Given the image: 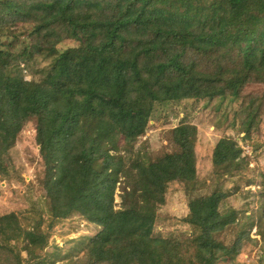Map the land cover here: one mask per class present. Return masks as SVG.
Listing matches in <instances>:
<instances>
[{"label": "trees", "instance_id": "obj_1", "mask_svg": "<svg viewBox=\"0 0 264 264\" xmlns=\"http://www.w3.org/2000/svg\"><path fill=\"white\" fill-rule=\"evenodd\" d=\"M12 25L24 28L30 44L16 57L4 45L14 37L0 32V155L33 120L46 154L66 148L78 131L88 137L82 166L57 176L47 171L43 181L51 226L78 213L101 227L87 264H239L247 244L261 246L264 264V182L250 214L222 209L229 191L219 171L241 157L237 140L217 141L218 174L210 183L198 175L197 125L171 129L173 149L155 158L138 146L161 101L218 98L227 116L236 108L239 131L250 134L260 124L264 92L243 95L248 85L264 84V0H0V29ZM67 40L79 45L44 69L41 81L26 79L21 63ZM173 182L189 198L188 238L155 235ZM42 220L37 230L49 238ZM254 227L260 239L252 237ZM229 229L235 238L218 240ZM23 231L14 212L1 217L0 264H23L10 245Z\"/></svg>", "mask_w": 264, "mask_h": 264}, {"label": "rangeland", "instance_id": "obj_2", "mask_svg": "<svg viewBox=\"0 0 264 264\" xmlns=\"http://www.w3.org/2000/svg\"><path fill=\"white\" fill-rule=\"evenodd\" d=\"M0 32L12 35L14 39L6 40L14 56L25 52L27 43L24 28L19 25L2 27ZM79 45L77 40L64 41L53 50L43 49L28 57L21 63L27 80L39 82L42 80L43 70L51 69L58 61L59 55L70 48ZM30 54V53H29ZM77 71L72 70L67 82L73 81ZM264 84L255 83L246 87L243 96L261 94ZM243 100V99H242ZM232 105L238 106L241 101L234 100ZM230 104V105H231ZM218 98L205 102L199 99L169 100L157 102L147 131L139 138L138 146L146 145V152L151 158L157 157L163 151H171L173 145L168 136L171 129L182 124L197 125L199 130L196 144L197 168L199 179L212 182L214 173L218 174L212 161L213 150L217 141L223 137L237 140L243 149L239 159L226 163L219 171L229 195L223 203L222 209L235 208L238 213L250 214L258 206V194L263 189L264 182V116L260 124L252 129L250 134L239 131V119L234 121L235 109H230L229 116L221 107ZM224 106V105H223ZM108 131L113 133L111 125ZM37 123L35 120L24 124L15 145L3 155H0V165L4 171L0 172V220L1 217L15 213L24 231L22 236L12 238L10 245L19 251L23 264L30 259L31 264H87L90 259L88 245L90 240L101 230V227L89 222L80 214L74 213L67 218L52 220L46 199L43 181L46 172L60 175L66 168L83 165L81 151L89 143L88 137L78 131L69 141L66 148L56 150L52 155L44 153L36 141ZM208 183V184H209ZM211 189L201 191L210 192ZM120 189H117V193ZM167 201L160 206L156 221L155 235L166 238L191 237L194 228L186 223L184 218L189 214V198L180 182L169 184ZM120 196L116 195V206L119 207ZM42 208L46 210L41 211ZM43 217L41 230L49 234V238L41 235L37 230L39 218ZM257 228L251 230L252 237ZM235 238L233 229L220 235V239L229 243ZM261 246L247 244L238 258L239 264H261L263 253ZM34 254L36 258L30 257ZM46 260V262H44Z\"/></svg>", "mask_w": 264, "mask_h": 264}]
</instances>
